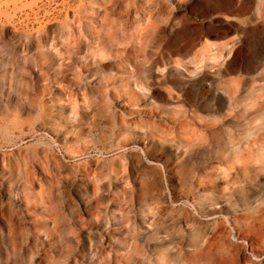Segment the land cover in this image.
Here are the masks:
<instances>
[{"label": "rangeland", "instance_id": "374dc122", "mask_svg": "<svg viewBox=\"0 0 264 264\" xmlns=\"http://www.w3.org/2000/svg\"><path fill=\"white\" fill-rule=\"evenodd\" d=\"M0 264H264V0H0Z\"/></svg>", "mask_w": 264, "mask_h": 264}, {"label": "crops", "instance_id": "0c3cea01", "mask_svg": "<svg viewBox=\"0 0 264 264\" xmlns=\"http://www.w3.org/2000/svg\"><path fill=\"white\" fill-rule=\"evenodd\" d=\"M219 57H221V56H219ZM219 57H210L209 61L212 62V63H214V64H217V63H219L222 60L221 59L220 61H216L215 62V59H218ZM222 58L224 59L225 57H222Z\"/></svg>", "mask_w": 264, "mask_h": 264}, {"label": "bare ground", "instance_id": "6f19581e", "mask_svg": "<svg viewBox=\"0 0 264 264\" xmlns=\"http://www.w3.org/2000/svg\"><path fill=\"white\" fill-rule=\"evenodd\" d=\"M222 59V56L221 57H219L218 59H215V61H220ZM110 80V79H109ZM111 81V80H110ZM114 83V82H113ZM107 86H108V84H107ZM134 98V97H133ZM132 98V99H133Z\"/></svg>", "mask_w": 264, "mask_h": 264}]
</instances>
